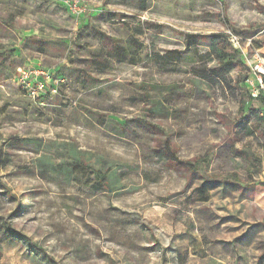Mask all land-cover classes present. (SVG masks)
<instances>
[{
	"label": "rangeland",
	"instance_id": "374dc122",
	"mask_svg": "<svg viewBox=\"0 0 264 264\" xmlns=\"http://www.w3.org/2000/svg\"><path fill=\"white\" fill-rule=\"evenodd\" d=\"M78 3L0 0V264H264V0Z\"/></svg>",
	"mask_w": 264,
	"mask_h": 264
},
{
	"label": "trees",
	"instance_id": "16d2710c",
	"mask_svg": "<svg viewBox=\"0 0 264 264\" xmlns=\"http://www.w3.org/2000/svg\"><path fill=\"white\" fill-rule=\"evenodd\" d=\"M192 36V35H187ZM196 37H202L207 40V54L208 56H212L219 66H221L226 71H230L231 69L242 65V60L240 58L239 49L234 47L232 42L230 41L227 34L223 32H213L207 35H195ZM173 51H167V54H171ZM176 52V51H174ZM177 53V52H176ZM176 56V55H175ZM175 56L170 57L174 59ZM102 66H104L105 61L98 60L94 61ZM152 89H157V86H150ZM172 86L168 87V90H171ZM249 96V95H248ZM250 97V96H249ZM251 98V97H250ZM263 96H259L257 98L251 99H262ZM97 185L101 190H108L110 188L109 180L107 178H101L97 181ZM260 186L264 187V179L259 182ZM3 234L7 239H19L23 240L27 243L29 248L33 251L34 254H42L41 248L37 247L33 243H31L28 238L22 233L13 229L9 224L2 223ZM48 258V257H47ZM51 260L50 258H48Z\"/></svg>",
	"mask_w": 264,
	"mask_h": 264
},
{
	"label": "built area",
	"instance_id": "2783aa9c",
	"mask_svg": "<svg viewBox=\"0 0 264 264\" xmlns=\"http://www.w3.org/2000/svg\"><path fill=\"white\" fill-rule=\"evenodd\" d=\"M68 3V7L72 10L76 15L81 14L82 9H80V5L78 0H65ZM231 42L236 41L235 37L229 38ZM251 74L246 78L244 82V86L248 91V95L251 98H257L259 96L264 97V61L255 60L250 65ZM48 78V81H51V73L49 71H43L40 69H27L24 68L19 70L16 79L18 83L21 84V87L24 89L25 93L32 99H41L45 97L48 93V89L46 87L45 78ZM51 91H55L53 89V85H51Z\"/></svg>",
	"mask_w": 264,
	"mask_h": 264
}]
</instances>
